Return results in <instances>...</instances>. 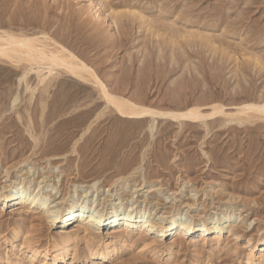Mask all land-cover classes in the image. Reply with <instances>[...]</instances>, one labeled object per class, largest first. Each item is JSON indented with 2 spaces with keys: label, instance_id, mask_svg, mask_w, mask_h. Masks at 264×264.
<instances>
[{
  "label": "rangeland",
  "instance_id": "374dc122",
  "mask_svg": "<svg viewBox=\"0 0 264 264\" xmlns=\"http://www.w3.org/2000/svg\"><path fill=\"white\" fill-rule=\"evenodd\" d=\"M6 34L48 37L111 92L155 109L211 113L218 104L231 114L264 102V0H0ZM46 68L0 58V193L25 173L29 189L44 181L40 196L61 208L76 185L98 180L90 202L105 211L127 197L119 219L133 195L152 221L187 215L195 226L232 213L218 240L194 233L156 241L132 231L106 262L86 259L89 245L75 223L68 231L77 232V246L65 264H264V116L158 121L151 133L115 113L98 119L105 100L96 87L62 69L50 77ZM122 181L126 190L113 195ZM9 206L0 200V264H40L31 249L47 251L61 230L36 207ZM115 214L100 226L104 241L119 231V222L109 223ZM27 233L38 245L21 251Z\"/></svg>",
  "mask_w": 264,
  "mask_h": 264
},
{
  "label": "bare ground",
  "instance_id": "6f19581e",
  "mask_svg": "<svg viewBox=\"0 0 264 264\" xmlns=\"http://www.w3.org/2000/svg\"><path fill=\"white\" fill-rule=\"evenodd\" d=\"M0 58H6L16 62L27 61L47 67L46 69L50 71V77L54 75L56 69H62L73 79L90 83L99 90L102 98L105 100V108L101 115L98 116V119L108 113H115V120L141 126L148 125L151 133L154 132L156 122L159 124L160 121L169 124L179 123L182 126L215 116L216 114H224L239 122L248 120L252 117L251 114L264 116V102L261 104H245L237 109V112L231 114H226L223 107L218 104H212L210 106L211 113H203L202 111L204 109L202 110V107L199 106L189 107L184 110H160L152 108L141 100L132 99L127 96L128 99L125 96L111 92L98 75H96L84 62L79 60L66 48L52 43L51 40L45 36L40 38L15 36L13 34L0 35ZM42 80L45 79L42 77ZM91 126V124L87 126V131H89ZM24 175L25 173H22L19 176L20 179L14 182L12 187L13 190H9L7 194L0 193V200H2L6 207L9 206L10 202H14V204H11L9 207H16L23 204H27L29 207H36L38 210H41L40 213L43 218L51 224L50 227L61 230L58 232V237L55 236L53 238L51 247L47 251L31 249V262L40 259V264L67 263V257L77 246V241L74 238L77 232L72 234V232L68 231L75 223L81 225L84 230L82 231L85 233L82 238L85 243L89 245L85 256L86 259L106 262L115 258L118 245L126 242L125 238L129 235V232L136 231L139 234L154 235L156 241H164V239L166 240L167 237L172 235L188 237L194 233H199L204 237L212 235L216 238L221 235L224 225L232 218V213L227 210L219 216L209 217L205 221L201 220L195 226H193L192 221L187 215H184L180 221L174 216L165 221L163 215L157 216V221H152L149 220L150 208L141 205L136 206L133 195L131 199L127 201L128 208L127 212L123 214V219H119L118 207L123 206L127 197H118L116 200L109 203L105 211H102L100 207H102L103 204H98L96 202L97 200L90 202V197H93V193L99 191L100 187L98 180L88 182L89 185L85 186L87 187L86 189H83V186L81 189H78L76 185V189L71 191L66 201L67 204L63 208L57 205L51 206L55 201L50 202V197L40 196V191L44 189V187H42L44 181L37 182V184L35 183V188L29 189L32 181L29 182L26 181L25 178L23 179ZM27 183L28 189H26ZM54 185H52V191L57 190V187ZM126 187V181L114 184L116 192L113 195H119L126 190ZM45 188H49V186ZM20 189L22 190L21 192H19ZM79 191L81 193H78ZM12 196L16 198L11 199L13 198ZM113 212L116 214L112 216L109 223L119 222L120 228L117 234L115 233V235L110 236L112 239L104 241V236L101 237V233L104 231H100V226L104 227L106 225L108 221L106 217L110 213L113 214ZM86 213H88V215ZM13 233L18 234L19 231L15 229ZM98 235L100 241H97ZM23 238V243L19 248L21 251L30 248L33 243L37 244L36 241H38H35L31 233H27V236L25 235ZM153 242L146 239L144 242L145 247L149 248L152 244L154 245ZM90 243H93L94 246H90ZM250 243L252 242L250 241L248 243L249 247H251ZM262 247H264V240L262 241Z\"/></svg>",
  "mask_w": 264,
  "mask_h": 264
}]
</instances>
